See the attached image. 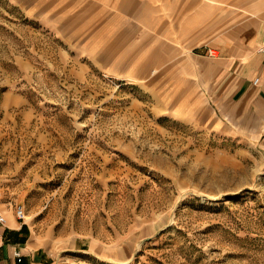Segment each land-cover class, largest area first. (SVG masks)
I'll use <instances>...</instances> for the list:
<instances>
[{
    "label": "rangeland",
    "instance_id": "obj_1",
    "mask_svg": "<svg viewBox=\"0 0 264 264\" xmlns=\"http://www.w3.org/2000/svg\"><path fill=\"white\" fill-rule=\"evenodd\" d=\"M172 75L108 73L0 0V207L51 264H264V153Z\"/></svg>",
    "mask_w": 264,
    "mask_h": 264
},
{
    "label": "crops",
    "instance_id": "obj_2",
    "mask_svg": "<svg viewBox=\"0 0 264 264\" xmlns=\"http://www.w3.org/2000/svg\"><path fill=\"white\" fill-rule=\"evenodd\" d=\"M9 1L52 24L70 50L108 73L143 80L164 73L173 75L161 81L209 84L218 122L246 129L264 153V0ZM4 213L0 264H51L31 226Z\"/></svg>",
    "mask_w": 264,
    "mask_h": 264
},
{
    "label": "built area",
    "instance_id": "obj_3",
    "mask_svg": "<svg viewBox=\"0 0 264 264\" xmlns=\"http://www.w3.org/2000/svg\"><path fill=\"white\" fill-rule=\"evenodd\" d=\"M261 52H264V45L260 47L259 49ZM16 214L18 215L19 218H23L24 217V210L22 207L18 208V210L16 211ZM7 222V217L6 214L4 213V211L0 208V225H5ZM4 242V238L3 235L0 233V246H2ZM14 255L18 260L22 259V252L20 249H15L14 251Z\"/></svg>",
    "mask_w": 264,
    "mask_h": 264
}]
</instances>
